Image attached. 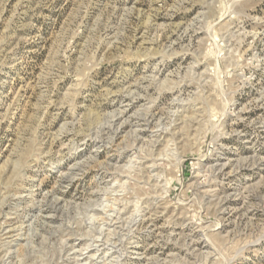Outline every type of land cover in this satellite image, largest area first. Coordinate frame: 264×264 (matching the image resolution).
<instances>
[{
  "label": "rangeland",
  "instance_id": "1",
  "mask_svg": "<svg viewBox=\"0 0 264 264\" xmlns=\"http://www.w3.org/2000/svg\"><path fill=\"white\" fill-rule=\"evenodd\" d=\"M91 263L264 264V0H0V264Z\"/></svg>",
  "mask_w": 264,
  "mask_h": 264
},
{
  "label": "bare ground",
  "instance_id": "2",
  "mask_svg": "<svg viewBox=\"0 0 264 264\" xmlns=\"http://www.w3.org/2000/svg\"><path fill=\"white\" fill-rule=\"evenodd\" d=\"M170 133V132H169ZM159 135V134H158ZM157 140V139H156ZM148 169V168H147ZM145 170V169H144ZM139 211V210H138ZM122 212V211H121ZM135 212V211H134ZM120 216V215H119ZM142 216V215H141ZM149 217V216H148ZM145 219V218H144ZM147 219V218H146ZM150 224V223H149ZM121 226V225H120ZM120 229V228H119ZM116 230V229H115ZM111 233V232H110ZM140 233V232H139ZM128 234V233H127ZM118 236V235H117ZM118 239V238H117ZM113 242V241H112ZM130 242V241H129ZM123 247V246H122ZM94 258V257H93ZM92 264V263H91Z\"/></svg>",
  "mask_w": 264,
  "mask_h": 264
}]
</instances>
